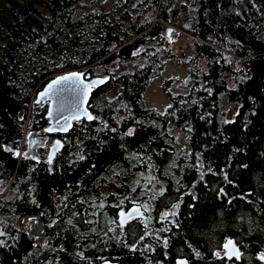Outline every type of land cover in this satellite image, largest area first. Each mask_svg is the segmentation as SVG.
I'll list each match as a JSON object with an SVG mask.
<instances>
[{"label": "trees", "instance_id": "obj_1", "mask_svg": "<svg viewBox=\"0 0 264 264\" xmlns=\"http://www.w3.org/2000/svg\"><path fill=\"white\" fill-rule=\"evenodd\" d=\"M95 1L0 0V145L24 152L32 131L62 141L51 165L47 150L37 162L0 147V228H9L0 264H264V0H115L109 9ZM169 25L191 36L192 53L186 79L163 80L169 105L159 112L145 93L165 59L182 60ZM75 70L109 77L89 102L100 119L48 134V104L35 103L37 94ZM223 96L238 105L232 123ZM171 126L187 134V154L176 155ZM148 171L162 191L145 195L136 183ZM122 195L150 206L147 230L139 219L119 226ZM29 216L43 224V243L21 229ZM227 239L239 260L227 259Z\"/></svg>", "mask_w": 264, "mask_h": 264}, {"label": "snow or ice", "instance_id": "obj_2", "mask_svg": "<svg viewBox=\"0 0 264 264\" xmlns=\"http://www.w3.org/2000/svg\"><path fill=\"white\" fill-rule=\"evenodd\" d=\"M172 31H173L172 29L168 30L169 39H171ZM245 78L246 77L242 76L240 79L244 80ZM105 79L95 80V81L85 83V76L83 73L77 72V73H70L67 75H62L59 78L53 80L47 86L46 91L41 92L39 94V99H37L36 103L40 104L42 101L45 100V98H47L49 101H51L57 94L65 93V92H67L69 94L76 93L78 95H83V97L86 101L87 96L91 92V90L94 87H96L100 84H103L105 82ZM185 83H187V82H185ZM61 85H71V87L70 88H61L60 87ZM193 103H195V101H193ZM169 107H171V105ZM66 111H71L72 114L70 116L69 115H62L61 118L57 119V121H56L57 126H53V127L46 129L47 132H54V131L67 132L72 127V121L73 120L79 122L83 118H86L88 121H96V120L100 119L99 117L94 116L90 112H88L86 108H83L82 104H75L72 101L70 95L68 97L61 96L60 100H59V106L57 108V112L62 114V113H65ZM49 117H52L51 112H49ZM21 119H23V117H21ZM61 120H63V123H61ZM103 123H104V127L108 128L107 123L106 122H103ZM226 123H232V121H226ZM111 131L115 132L116 129L112 128ZM189 131H191L190 128H189ZM134 132H135V129H128L127 132L124 133V135L132 136L134 134ZM29 136H31V133L29 134ZM34 143H35L34 141H30V144L34 145ZM0 147H3L5 152L12 153L17 158L34 159L37 162H39L37 157L31 156L28 151L21 152L18 147L16 149H13L10 146H2V145H0ZM60 147H62V144L59 140H57L53 146L52 153L49 155L48 160H47V163L49 165L52 164L53 158H54L56 152L59 150ZM79 159H84V156L81 155L79 157ZM149 159H150V157H149ZM198 164H199V156H198ZM173 166H175V165H173ZM200 166H202V165H200ZM245 167H247V165H245ZM209 171H211V169H209ZM204 175H205L204 172L200 173V179L201 180L203 179ZM224 178H225V180H227V174L226 173H225ZM194 186L195 185H193V187ZM133 191H135V189H133ZM221 191H223V190H221ZM141 194H143V193H141ZM188 194L192 195L193 199H195L194 194H192V193H188ZM122 204H123V201L120 202V205H115V206L120 207ZM103 206H104L103 203H101L100 207L102 208ZM141 208H143V211H141ZM173 208L178 209L179 204L173 205ZM149 211H150V206L147 203H144L142 205H136L127 213L125 211H123V209L121 208V211L118 213L119 217H121V219L119 221V226L121 228H123L128 221H131L133 219H139L140 222L143 224L144 228L147 230L150 217L145 218L144 213L149 212ZM176 215H177V213L175 211H173L171 213L166 212L163 214V218L167 219L169 216L175 217ZM69 223H71V221H69ZM176 226L178 227V225H176ZM168 230L169 229H167V228H162V229H159L157 231H168ZM4 235H6V234L3 231H0V236H4ZM145 235H151V233L146 231ZM38 238L39 237H37V239ZM144 238H145V236H141L140 240H143ZM155 238L157 240L160 239L159 236H157ZM4 243L5 242L3 240H0V245H3ZM168 244H169L168 239L167 238L163 239V246L165 248L168 247ZM44 247H47L46 243L44 244ZM130 247H131L132 251L137 250L135 246H130ZM222 247L225 250V255H226L227 259L231 260L233 257H235L236 260H239L241 258L242 253L240 252V250L237 247L236 242L234 240L227 239V241L223 244ZM195 255L197 257H199L200 253L198 251H196ZM214 255L218 258L221 257V253L219 251L215 252ZM81 258H84L82 254H81ZM259 259L264 261V253L260 254ZM178 264H187V261H179Z\"/></svg>", "mask_w": 264, "mask_h": 264}, {"label": "rangeland", "instance_id": "obj_3", "mask_svg": "<svg viewBox=\"0 0 264 264\" xmlns=\"http://www.w3.org/2000/svg\"><path fill=\"white\" fill-rule=\"evenodd\" d=\"M114 1L115 0H97L94 2L96 4L94 6H99V7L103 6L109 9ZM167 28L173 30L171 33V43H172L171 50L178 58H181L182 60L168 59V58L165 59V69L162 75L151 82L150 87L147 89L145 93V101L147 105L151 108H155L159 112H165L166 108L169 105L168 96L164 93L162 89L163 80L186 79L188 76V68H189L188 60L190 59L192 53V48L189 45V39H191V36L185 33L184 31H182L177 26L169 25L167 26ZM182 44L185 45L186 49L180 52L179 46ZM116 93H117V87L116 85H112V87L109 89L108 92H106L104 97L106 99L113 98L116 95ZM220 108L222 109V111H224L223 119L226 121V120H231L235 116L238 110V105L231 104L228 98L223 96L220 101ZM26 127H27V132L28 131L30 132L31 122L29 123V126L27 124ZM168 133L173 138V144L175 145L176 155L179 156L181 154H185V153L187 154L189 152L187 134L174 126L169 127ZM49 143L52 144L53 142H49ZM140 173H144V174L136 175L135 177L137 179L141 178V180L143 181V188L145 189V191L147 190V193H145V195L152 194L154 191L155 192L160 191L164 187V183H158V182L154 183L153 180H151V177H155L153 176V173L151 171L149 173L147 172H140ZM117 182L118 180L115 181L116 184ZM112 189H114V187ZM126 198H128L127 195H122L118 197V199H123L124 201L126 200ZM131 200L135 201V197L131 198ZM140 202L141 204H144L145 200H141ZM116 205H119V203ZM36 219L37 221H39L37 217ZM24 226H25V221L23 220L21 229L27 232L26 231L27 229ZM8 229H9L8 226H3L2 228H0V231L6 232V230ZM38 242L39 243L44 242V227H43V239L42 241H38ZM60 248H62V246Z\"/></svg>", "mask_w": 264, "mask_h": 264}, {"label": "water", "instance_id": "obj_4", "mask_svg": "<svg viewBox=\"0 0 264 264\" xmlns=\"http://www.w3.org/2000/svg\"><path fill=\"white\" fill-rule=\"evenodd\" d=\"M77 72H78V73H83L84 76H85V73H84L82 70L71 71V72H68V73H66V74H64V75H67V74H70V73H77ZM60 76H62V75H59V76H57V77L51 79V80H50V81H49V82L43 87V89L40 90V91L38 92V94H37V99H39V94H40L41 92L46 91V90H47V86H48L53 80L59 78ZM105 78H106V79H105ZM101 79H105V82H104L103 84H100V85L94 87V88L91 90V92L88 94L86 101H85L83 95H78V94H76V93H71V94H69V93H67V92L57 94V95H56L51 101H49L47 98H45V100L42 101L41 103H43V104H46V103H47V104H48V110H47V114H46V118L48 119V126L46 127V129H48V128H50V127H53V126H57V125H56V121H57V119H60L62 115H69V116H70V115L72 114L71 111H66L65 113H62V114L57 112V108H58V106H59V100H60V97H61V96L68 97V96L70 95L72 101H73L75 104H82V107H83V108H86L87 111L91 113V111L89 110V102H90V99H91V97H92V92H93L94 90L100 89V88H102L103 86H105V85L108 83V81H109V77H108V76H107V77H93V78H90V79H87V78L85 77V83H88V82H91V81H95V80H101ZM60 87H61V88H70L71 85H61ZM37 99H36V101H37ZM36 101H35V103H36ZM49 112L52 113V117H49ZM91 114H92V113H91ZM92 115H93V114H92ZM84 119L87 120L86 118H83V119H81V120H84ZM81 120H80V121H81ZM87 121H88V120H87ZM74 122H77V121H75V120L72 121V127H73ZM61 123H63V120H61ZM72 127H71V128H72ZM71 128H70L67 132H60V131H54V132H47V131H46V132H47L48 134H52V135H53V134H61V135H63V134L68 133V132L71 130ZM46 129H45V130H46ZM30 133H31V136L28 135V142H27V150H26V151H28L29 154H30L31 156L37 157V158L39 159V152H38V150L46 147V145H47V141H48V136H47V135H43V136L40 135V132H39V131H32V132H30ZM30 133H29V134H30ZM57 140H59V141L61 142V144H62V141H61L60 139H56V140H54L53 143H52V144L50 145V147H49V151H48V155H47L46 160H48L49 155L52 153L53 146H54V144H55V142H56ZM30 141H34V142H35L34 145H33V144H30ZM61 148H62V147H60L59 150H60ZM59 150H58V151H59ZM58 151H57V152H58ZM57 152H56V153H57ZM55 155H56V154H55ZM134 206H136V205H133L128 211H130ZM123 211H125V210H123ZM128 211H125V212L127 213ZM141 211H143L142 208H141ZM144 216H145V213H144ZM32 217H36V216H29V217H27V218H32ZM120 219H121V217H119V220H120ZM237 247H238V246H237ZM224 251H225V250H224ZM179 261H187V264H189L188 260H187V259H183V258L177 259V260H176V264H178ZM98 264H121V263H120V262H117V261H104V262H101V263H98Z\"/></svg>", "mask_w": 264, "mask_h": 264}, {"label": "flooded vegetation", "instance_id": "obj_5", "mask_svg": "<svg viewBox=\"0 0 264 264\" xmlns=\"http://www.w3.org/2000/svg\"><path fill=\"white\" fill-rule=\"evenodd\" d=\"M56 139H58V137H53V136H48V141H47V145H46V147L45 148H42L43 150H47V151H49V147H50V143L49 142H53L54 140H56ZM140 180H141V178H139V179H137V181H136V183H140ZM115 182V181H114ZM119 183V181L117 182V184ZM164 188V187H163ZM163 188L160 190V191H162L163 190ZM121 201H123V204L120 206V207H117V208H119V210H118V213L121 211V208L123 209V210H125V211H128L133 205H135V204H140L138 201H132V200H128V201H124L123 199H119V205H120V202ZM142 205V204H141ZM143 209V208H142ZM148 212H145V215L147 214ZM38 219H39V217L38 216H36ZM117 220H118V217H117ZM39 221H40V219H39ZM119 221V220H118ZM117 221V222H118ZM134 221H136V219H133V220H131V221H128L127 223L128 224H130V223H132V222H134ZM119 223V222H118ZM127 224V225H128ZM42 226H43V224H42ZM44 227V226H43ZM83 255V257H84V253L83 252H81L80 253V255ZM46 261H44L43 262V264H51V263H53L52 262V257L51 258H49V259H45ZM107 261H109V260H107ZM101 263V262H100Z\"/></svg>", "mask_w": 264, "mask_h": 264}, {"label": "bare ground", "instance_id": "obj_6", "mask_svg": "<svg viewBox=\"0 0 264 264\" xmlns=\"http://www.w3.org/2000/svg\"><path fill=\"white\" fill-rule=\"evenodd\" d=\"M178 46V45H177ZM180 52L186 49L185 45L182 44L179 46ZM25 228L29 230V233L33 237H39L38 241L43 239V227L42 223L37 221L36 217L29 218L25 221Z\"/></svg>", "mask_w": 264, "mask_h": 264}, {"label": "built area", "instance_id": "obj_7", "mask_svg": "<svg viewBox=\"0 0 264 264\" xmlns=\"http://www.w3.org/2000/svg\"><path fill=\"white\" fill-rule=\"evenodd\" d=\"M229 85H230V87H235L236 86V83L234 82V81H229ZM27 219H29V218H25L24 219V221H26ZM27 229V228H26ZM27 231V233L30 235V233H29V230L27 229L26 230ZM31 236V235H30ZM33 237V236H32ZM35 239H36V241L38 242V239H37V237H34Z\"/></svg>", "mask_w": 264, "mask_h": 264}]
</instances>
